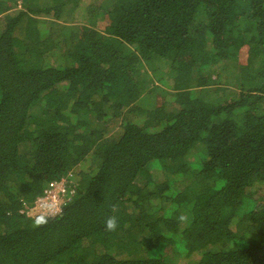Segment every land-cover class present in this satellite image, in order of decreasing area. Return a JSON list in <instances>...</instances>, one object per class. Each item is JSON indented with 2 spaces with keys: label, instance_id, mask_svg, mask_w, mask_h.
I'll list each match as a JSON object with an SVG mask.
<instances>
[{
  "label": "trees",
  "instance_id": "trees-1",
  "mask_svg": "<svg viewBox=\"0 0 264 264\" xmlns=\"http://www.w3.org/2000/svg\"><path fill=\"white\" fill-rule=\"evenodd\" d=\"M0 264H264V0H0Z\"/></svg>",
  "mask_w": 264,
  "mask_h": 264
},
{
  "label": "built area",
  "instance_id": "built-area-1",
  "mask_svg": "<svg viewBox=\"0 0 264 264\" xmlns=\"http://www.w3.org/2000/svg\"><path fill=\"white\" fill-rule=\"evenodd\" d=\"M73 195V189L66 187L64 183L52 182L47 185L41 197L33 201L30 205L25 204L20 212L25 211L27 215L33 216V219L39 216H45L47 218L55 217L59 215L62 208Z\"/></svg>",
  "mask_w": 264,
  "mask_h": 264
},
{
  "label": "rangeland",
  "instance_id": "rangeland-1",
  "mask_svg": "<svg viewBox=\"0 0 264 264\" xmlns=\"http://www.w3.org/2000/svg\"><path fill=\"white\" fill-rule=\"evenodd\" d=\"M87 9H88V6H87V2L86 1H82L81 3H80V5H79V7L77 8V10H76V13H78V14H81V15H84L85 17L86 16H89V13L87 12ZM78 16V17H75V16H73V18H71L69 21H67V23H65V22H61V21H59L61 24H65V25H86L87 24V22H86V18L85 17H83V16ZM91 16V15H90ZM89 16V17H90ZM232 91H234V89H231ZM116 128L115 129H113L112 131H111V133L113 134V133H115L116 134ZM114 134V135H115ZM73 197V196H72ZM69 202V201H68ZM67 202V203H68ZM66 203V204H67ZM31 210V209H30ZM27 216H29V217H31V218H34L33 216H31V215H27Z\"/></svg>",
  "mask_w": 264,
  "mask_h": 264
},
{
  "label": "clouds",
  "instance_id": "clouds-1",
  "mask_svg": "<svg viewBox=\"0 0 264 264\" xmlns=\"http://www.w3.org/2000/svg\"><path fill=\"white\" fill-rule=\"evenodd\" d=\"M34 223L36 226H43L47 223V217L39 216L35 219ZM117 224H118V219L114 215H109L104 220V227L105 230L108 232H114L117 228Z\"/></svg>",
  "mask_w": 264,
  "mask_h": 264
}]
</instances>
